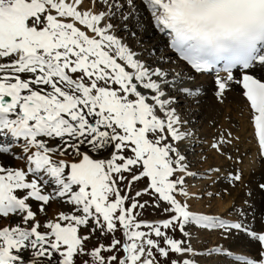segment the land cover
<instances>
[{
	"label": "snow or ice",
	"instance_id": "snow-or-ice-1",
	"mask_svg": "<svg viewBox=\"0 0 264 264\" xmlns=\"http://www.w3.org/2000/svg\"><path fill=\"white\" fill-rule=\"evenodd\" d=\"M143 11L195 73L216 72L218 99L230 82L242 85L264 158V82L233 72L264 65V0H0V136L23 139L28 165L0 164V221L9 220L0 227V264H77L85 256L91 264H161L159 257L164 264H205L206 257L264 264V231L249 228L242 209L233 210L234 221L191 210L186 177L195 174L177 146L189 133L169 92L199 89L142 59L118 34V15L128 21ZM231 143L221 138L213 147ZM241 178L239 170L226 177ZM141 180L146 186L131 194ZM57 199L71 211L52 220L46 209ZM146 207L166 218L142 219ZM190 229L244 233L260 248L255 255L223 246L202 252ZM97 232L113 239L89 250Z\"/></svg>",
	"mask_w": 264,
	"mask_h": 264
},
{
	"label": "rangeland",
	"instance_id": "rangeland-1",
	"mask_svg": "<svg viewBox=\"0 0 264 264\" xmlns=\"http://www.w3.org/2000/svg\"><path fill=\"white\" fill-rule=\"evenodd\" d=\"M141 15L142 16H140L139 14L136 19L133 18V19H129L128 21H123L119 16H117L114 23L115 22L119 23L121 24V26H124L123 24H126L127 26H131V25L136 26L137 28L135 27L133 32H129L128 30L130 29L127 28L126 35L127 36L129 35L128 41L133 46H135V49L137 50V52L141 54V58L143 57L145 60L147 61L149 60L148 61L149 63H154V62H157L159 59H163L166 56L165 55V43L163 44V47L158 48L157 50H155V52L153 51L150 54L148 53L146 56L147 50L155 46V42H158V39L161 38V35L159 34V30L154 27L152 19L149 16L150 14L147 12L146 14L141 13ZM147 31L151 32L150 38L148 40H142L141 36L144 34L147 35L146 34L148 33ZM132 33H135V35H132ZM150 59H153V60H150ZM159 63H162L166 69H169L174 72L182 73L184 77L183 85H190L191 86L190 88L199 89V95H188V94L186 95L184 94V92L182 93V91L179 88H173L169 92V95L174 97L175 102L173 104V107H175L181 120L184 122L181 128L183 131H186L189 133V135H187L183 141L177 142V146L180 152L186 157L185 162L188 165L189 170L195 174L193 176L186 177L187 189L189 190L191 188L193 192H194V189L197 192L199 191L198 193H195V194H198L199 196L198 200L201 201L200 203L203 204V209L205 210V213L209 215H215L218 213L217 203L223 202L224 200L226 203H228V201H226L227 197L225 193L219 190L220 188L218 186L216 188L213 187L217 185L215 183V180L217 179L214 178V176L210 175L211 172H212L211 174H213V170L208 169V166H209L208 164H211V163L213 164L214 162H215L214 166L222 165V161L218 163L216 162V158L215 160H210L211 159L210 153L212 151H213L212 154H214L215 151L219 152L222 149L221 150L222 153L227 154V155H223V157L221 158L224 160V162L225 160L227 161L229 167H226V168L224 167L225 173H222L221 176H217V177L220 178L219 182H222V181L225 182V186H227L226 189L228 187L232 189V191H230L231 194L233 192V195L236 194V196H239V197L235 196L234 200L231 201L229 211L234 212L233 211L234 209H237V210L242 209L245 214L243 217L245 223L248 226H251L254 229H256L257 232L264 231V210L262 208L264 188L260 187L261 184H259V182L261 181L258 180V183H257L255 182V179L253 177V173H256L257 171L260 170V162L257 156H253V154L251 153L252 145L250 142L251 139L248 136V134L244 133L238 137H235L232 134L229 135V132L234 130L233 129L234 127L232 125L236 126L235 128H240L239 125H241L240 120L238 121V119L234 116L235 115L234 112H236V110L234 109V107L232 109V106H231L232 97H229V100L231 103L230 106L226 105L227 102L226 103L224 102V105L221 104V102H218V103L216 102L218 109L213 108V106L211 107L212 110L210 109L211 111H209V113L211 114L212 112V114H214L212 115L214 117L212 121L209 119L210 116L208 118L206 113H204V110L203 111L200 110L202 105H204L205 102L207 101L208 97L204 98L203 94H200V92L203 91V88H202L203 83L199 81V78L194 77L190 75L189 73L184 72V68L182 66H178L179 64L172 56L170 57L169 61H165L164 63L161 60L159 61ZM189 76H192L194 78L189 79ZM227 92L228 90H226V94H229ZM209 98H213V97L209 96ZM239 105L242 107L241 104ZM240 111L241 112L243 111L242 108L240 109ZM215 115H218V116L215 118ZM225 119L226 120L228 119L226 123L230 121L226 125H225ZM207 120H210V121H207ZM228 126H230V128ZM221 138L225 140H231L232 143L230 145H221V149H217L216 147H213V145L217 144L221 140ZM204 143L205 145H203ZM22 146H23V143H19V142L17 144L15 143L11 145V150L13 149L12 150L13 155L14 154L19 155L18 158L13 159L12 161L13 164L11 166L13 168H17L19 166L21 169V167L23 166L25 167V164L27 163L25 159L26 154L23 153ZM229 156H231V159L228 158ZM238 160L241 162L236 163V161ZM237 170H239L242 173L241 180L238 182L229 183L226 177H228L230 173L237 171ZM247 172H248V178H247ZM201 180L203 183L201 182ZM146 184H147V181L145 180H141L139 182L134 183L132 186L131 194H134L135 191L137 190H141L142 188L146 186ZM121 187H123V185H121ZM44 189L46 192H50L51 186L49 185L48 187ZM209 191L211 192V194ZM217 193H220V194L216 195ZM233 195H230V196H233ZM193 196H191L190 201L194 199ZM179 198L182 200L184 199L183 197H179ZM149 199L150 198L148 196L142 197V200H149ZM240 199H244L245 201L241 203V201L239 202ZM54 201H51V202H54ZM70 211L71 209H68L66 212H70ZM235 213L237 217L239 218L238 211H236ZM218 215L219 214H217L216 216ZM141 218L147 221H150V220L157 221V220L164 219L166 217L162 215L159 209H156L153 207H146L143 210V214ZM5 220L6 219H3L2 221H5ZM2 221H0V224L3 223ZM190 230L194 232V236H193L194 247H196L199 251H202V252H207L208 249H211L216 246H223V247L225 246L226 248H229V246L234 245L237 241L238 242L241 241V243L243 244V245L241 244L242 245L241 247H244L242 249L245 252L253 254V255L257 253L256 251L259 247L257 241L252 240L249 236H247L244 233H240V232L233 231L231 234L225 233V235L222 236L221 233L223 231L213 232V231L204 230L203 232L201 230L200 231H195L194 229H190ZM81 232L83 234H87L88 229L81 228ZM174 235L177 239L182 238L181 234L178 231L174 233ZM240 237L242 239L244 238L243 241ZM115 238L121 239V240L124 239L120 231L116 232ZM238 238H240L241 240H238ZM112 239H113V236L111 234L101 237L100 233L97 232L94 235H92V237L86 242V245H87V248L91 250L101 243L108 245L112 241ZM243 242L246 243V246ZM105 255H110V253H105ZM120 255H123V253H120ZM81 259L89 260V264H91L90 258L87 256L78 259L77 264H81ZM159 259L161 260V264H164V259L162 257H159ZM212 263H214L212 257L205 258V264H212Z\"/></svg>",
	"mask_w": 264,
	"mask_h": 264
},
{
	"label": "bare ground",
	"instance_id": "bare-ground-1",
	"mask_svg": "<svg viewBox=\"0 0 264 264\" xmlns=\"http://www.w3.org/2000/svg\"><path fill=\"white\" fill-rule=\"evenodd\" d=\"M86 2H87V0H86ZM141 13H147L146 11H143V12H141ZM141 13H140V16H142L141 15ZM119 16V15H118ZM150 16V15H149ZM137 18V17H136ZM135 18V19H136ZM142 18V17H141ZM148 20V19H147ZM135 21V20H134ZM116 23V22H115ZM117 25H119V26H117V28H118V34L119 35H121V36H123L124 37V39H125V41L135 50V51H137L136 49H135V46H133L128 40V37H129V35L127 36L126 35V30H127V28H129L130 30H128L129 32H133L134 31V29H135V27L136 26H133V25H131V26H127V28L125 29V24H123L124 26H121V24H119V23H116ZM137 28V27H136ZM148 32V31H147ZM149 33V34H148ZM148 33H146L147 35H145L144 33H142V34H144V35H142L141 36V34H140V36L142 37V40H148L149 38H150V31L148 32ZM163 36V35H162ZM161 36V38L160 39H158V42H155V46L154 47H151L149 50H147V52H146V56H147V54L149 53H151V52H155V50H157L158 48H161V47H163V44H164V40H163V37ZM138 42V41H137ZM167 44V45H166ZM165 44V57L163 58V59H159L157 62H159V61H163L164 63H165V61H169V59H170V57L172 56L173 57V54L171 53V51L167 48L168 47V42ZM151 56V55H150ZM143 58V57H142ZM174 58V57H173ZM144 59V58H143ZM175 59V58H174ZM150 60H153V59H150ZM176 60V59H175ZM149 61V60H148ZM177 61V60H176ZM151 62H153V61H151ZM177 63L179 64L178 66H182L183 68H184V72H186V73H189V70L187 69V68H185L181 63H179L178 61H177ZM169 68V67H168ZM171 69V68H170ZM178 71V70H177ZM180 71V70H179ZM248 74L250 73V74H252V75H254L257 79H260L262 82H264V65H261V64H259L258 62H256L250 69H249V71L247 72ZM190 75H191V73H189ZM242 74V73H241ZM185 75V74H184ZM194 77H198L199 78V81H201V83H203V86H202V88H203V91H201L200 92V94H203V96H204V98H206V97H208V99H207V101L205 102V104L204 105H202V107H201V109L200 110H204V113H206V115L208 116V118H209V116H210V120H212L213 121V116L212 115H214V114H212V112H211V114L209 113V111H211L212 110V106H213V108H216V109H218L217 107V104H216V102L218 103V102H221V104H223L224 105V102L226 103V105L227 106H230V104H231V106H232V109H233V107H234V109L236 110V112H234V116L238 119V121L240 120V122H241V125H239V127L240 128H235L236 126H234V125H232L234 128V130L233 131H230L229 133L230 134H232V135H234L235 137H238V136H241L242 134H248V136L250 137V142H251V145H252V154H253V156H257V158H258V160H259V162H260V170L259 171H257L256 173H253V177H254V179H255V181H257L256 179H260L261 181H262V184H264V159L263 158H261L259 155V149H258V147H257V143H256V139H255V137H254V132H253V124H252V110H251V108H250V105H249V103L246 101V99H245V96H244V90H243V88H242V85L241 84H238V83H235V82H230V84H229V88H228V92L227 93H229V94H226V92H225V94H224V97H223V99H222V101L220 100V99H218V97H217V95H216V93H217V85H216V83H215V80L216 79H214V78H210V76H206V75H199V76H194ZM225 77H226V75H225ZM234 77L236 78V79H239V78H241V75H237V73H234ZM196 79V78H195ZM197 84V83H196ZM186 86H188V87H191L190 85H186ZM194 89V88H193ZM212 89V90H211ZM201 90V89H200ZM211 90V91H210ZM208 94H207V93ZM209 92H211V93H209ZM183 93V92H182ZM181 93V94H182ZM184 94H186V93H184ZM209 94H211V95H209ZM187 95V94H186ZM186 95H184V96H186ZM209 96H212L213 98H209ZM229 97H232V99H231V103H230V100H229ZM10 98V97H9ZM6 99V98H5ZM183 103V102H182ZM229 104V105H228ZM239 104H241L242 105V107L239 105ZM205 107V108H204ZM242 108V112L240 111V109ZM243 108H245V109H243ZM211 109V110H210ZM231 110V109H230ZM238 110V111H237ZM189 112V111H188ZM191 112V111H190ZM228 112H230V111H228ZM219 114V113H218ZM218 115H215V118L217 117ZM191 117V116H190ZM234 117V118H235ZM221 118V117H220ZM231 118V117H230ZM218 119V118H217ZM233 119V118H232ZM210 120H207V121H210ZM230 120V119H229ZM216 121V120H215ZM226 121H228V119L226 120L225 119V125L227 124V123H229V122H227L226 123ZM232 122V121H231ZM239 122V123H240ZM234 124V123H233ZM184 126V125H183ZM229 128H230V126H228ZM230 129V130H231ZM246 131V132H245ZM208 136V135H207ZM3 137V141H0V142H3V145H7V146H9V144H12V143H16L17 142V140L18 139H14V138H12L10 135L9 136H2ZM234 137V138H235ZM197 138V137H196ZM241 140V139H240ZM211 141V140H210ZM209 141V142H210ZM243 143V142H242ZM250 144V143H249ZM203 145H205V143L203 144ZM243 146V145H242ZM246 146V145H245ZM236 147V146H235ZM234 147V148H235ZM245 148V147H244ZM243 148V149H244ZM182 151H184V150H182ZM213 152V151H212ZM212 152L210 153V157H211V159L210 160H215V158H216V162H218V163H220V161H222V165H220V166H218V165H216V166H214V164H215V162L212 164H208L209 166H208V169H210V170H213V174H211L210 173V175H212V176H214V178H216L217 180H215V183L217 184V185H215V186H213V187H219L220 189L219 190H223V189H225L227 186H225V182L224 181H222V182H220L219 183V181H220V178L219 177H217V176H221V174L222 173H225V170H224V167L226 168V167H229L228 166V163H227V161L225 160V162H224V160L221 158V157H223V155L222 154H219L218 152H215L214 154H212ZM242 152V151H241ZM19 155L17 154H12L11 153V151H9V152H6V153H4V152H0V164H3L4 166H6V167H11V168H13L11 165L13 164L12 163V161H13V159H16L17 157H18ZM252 156V155H251ZM256 158V159H257ZM221 159V160H220ZM254 161V160H253ZM247 162V161H246ZM210 163V162H209ZM27 164V163H26ZM28 166V165H27ZM17 168H20L19 166L17 167ZM17 168H14V169H17ZM217 169H219V171H216ZM227 170V169H226ZM248 170V169H247ZM195 171V170H194ZM211 176V177H212ZM251 177V176H250ZM213 178V177H212ZM247 178H248V172H247ZM252 178V177H251ZM201 182H202V180H201ZM200 182V183H201ZM188 183H189V181H188ZM203 183V182H202ZM201 183V184H202ZM211 183V182H210ZM214 183V182H213ZM53 187L54 186H52V188H51V191H52V189H53ZM191 187V186H190ZM189 187V188H190ZM201 189V188H200ZM190 191V193L192 194V196L195 194V193H198L195 189H194V192H193V190H191V188L189 189ZM213 190V189H212ZM50 191V192H51ZM214 191H215V189H214ZM230 191H232V189H230L229 187L227 188V193H225V195H226V197H227V199H226V201H228V203H226L225 202V200L223 201V202H219V203H217V210H218V213L217 214H225L224 216L226 217V218H228V219H231V220H234V219H236V217H237V215H236V213L235 212H228V209H229V207H230V205H231V201H233L234 200V198H235V196H236V194H234L233 195V192H232V194L230 193ZM235 191V190H234ZM210 192V191H209ZM219 192V191H218ZM46 193V192H45ZM205 193H206V191H205ZM215 193V192H214ZM210 194H211V192H210ZM230 195H233V196H230ZM236 197H239V196H236ZM194 198V197H193ZM223 199V198H222ZM206 200H207V198H206ZM198 199H196V198H194L193 200H191L190 202V205H193V207H191V209H193V210H196L197 212H205V210L203 209V204L202 203H200L201 201H199ZM241 201V203L243 202V201H245L244 199H240L239 200V202ZM38 204H39V202H35V201H33L32 202V205H33V209L34 210H36L37 209V206H38ZM232 206H233V204H232ZM64 207V208H63ZM70 209V207L67 205V204H65L62 200H59V199H57V200H55L54 202H50V204H49V206H47V209H46V211H47V216H48V218L49 219H52V220H55L56 219V217H57V215L61 212V211H64V212H66L68 209ZM262 208H263V210H264V198H263V200H262ZM217 214H215V215H217ZM38 218L39 219H41L43 222H44V213H38ZM3 223H1L0 224V227H2V226H9V220L8 219H6L5 221H2ZM14 226V225H13ZM43 230V229H42ZM201 231H203L204 232V230H201ZM202 232V233H203ZM200 233V232H199ZM201 233V234H202ZM199 236V235H198ZM197 237V236H196ZM241 238V237H240ZM240 238H238V240H241ZM244 239V238H243ZM243 239H242V241H243ZM245 242V241H244ZM243 242V243H244ZM248 243V242H247ZM242 243H241V241L240 242H236L234 245H231V246H229V250H232V251H234L236 254L237 253H239V254H243V252H244V250L242 249V248H244V247H241L242 245H241ZM245 244V246H246V243H244ZM225 247V246H224ZM232 247H233V249H232ZM241 247V248H240ZM253 247V246H252ZM226 248V247H225ZM212 264H214V263H212Z\"/></svg>",
	"mask_w": 264,
	"mask_h": 264
}]
</instances>
